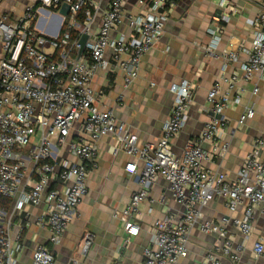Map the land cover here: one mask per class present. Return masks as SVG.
I'll list each match as a JSON object with an SVG mask.
<instances>
[{
	"label": "built area",
	"instance_id": "built-area-1",
	"mask_svg": "<svg viewBox=\"0 0 264 264\" xmlns=\"http://www.w3.org/2000/svg\"><path fill=\"white\" fill-rule=\"evenodd\" d=\"M64 5L69 6L67 15L60 12ZM126 5L127 0H108L103 10L100 0H39L29 5L18 21L10 22L8 14L0 18V197L14 201L10 212L0 209V264H19L30 207L45 205L35 224L48 231L50 244L61 242L88 193L89 173L98 167V143L107 135L117 140L114 154L124 151L132 158L126 170L140 179V187L121 210L122 215L133 218L140 212L159 177L167 180L173 198L184 208L180 220L166 216L154 222L153 244L144 249L142 264H177L188 255L195 227L218 238L217 247L205 257L206 264H227L225 258L230 264L242 261V246L235 245L231 228L249 241L257 213L264 214V132L254 139L234 182H229L226 174L205 167L204 162L222 158L229 150V143L222 140L230 122L225 111L241 103L244 90L239 87L240 81L252 80L256 75L264 80V3L253 21L257 32L252 47L223 52L224 69L228 63H239V70L214 83L207 96L209 105L204 108L209 119L181 155L174 152L173 142L185 127L194 104L195 86L191 82L171 87L174 104L162 135L156 143L142 147L112 110L96 105L92 80L97 70L118 68L124 74L125 86H131L139 77L144 55L163 36L176 0H138L140 11L136 15H126ZM226 5L222 0L221 6ZM44 13L61 16L63 21L56 24L48 20L47 33L38 26ZM99 13L100 23L94 29ZM220 20L229 22L230 16L223 14ZM123 25L130 34L115 35ZM73 30L78 32L75 38ZM221 32V27L211 30L214 48ZM84 34L88 40L80 55L79 42ZM206 49L212 52L213 46ZM240 50L248 55L242 63ZM221 81L226 84L224 92ZM258 91L256 86L253 93ZM254 114L252 107H246L238 126ZM36 134L39 141L35 143ZM202 143L212 144L213 149L205 150ZM65 146L79 162L63 157ZM217 198L225 200L231 213L245 206L244 215L206 219L204 208ZM14 216L20 217L17 226L13 224ZM124 224L128 234L125 243L130 244L140 226L132 221ZM94 240L93 233L84 235L83 254L88 253ZM252 258L264 264V238L254 241ZM55 261L47 245L36 246L32 264Z\"/></svg>",
	"mask_w": 264,
	"mask_h": 264
},
{
	"label": "crops",
	"instance_id": "crops-1",
	"mask_svg": "<svg viewBox=\"0 0 264 264\" xmlns=\"http://www.w3.org/2000/svg\"><path fill=\"white\" fill-rule=\"evenodd\" d=\"M38 1L0 0V18L8 14L10 22L18 21L26 8ZM100 1L104 10L108 0ZM221 1L176 0L163 36L144 55L139 77L131 86H125L124 74L118 68L97 70L92 80V88L97 94L96 105L100 109L112 110L117 120L137 136L138 146L159 140L174 104L171 87L189 81L195 86L194 104L189 110L185 127L173 142L174 152L181 155L199 136L209 119L204 108L209 105L207 96L214 83L239 70V63H228L224 69L226 62L222 54L227 49L252 47L257 32L253 21L260 14L264 0H225L226 6H221ZM139 11L138 0H127L126 15H136ZM223 14L230 16L229 22L220 20ZM100 15L96 18L94 29L100 23ZM48 20L60 23L59 16L44 13L38 26L47 33ZM216 27H221L222 32L214 48L211 30ZM120 32L130 34L126 25L115 35ZM212 46L213 51L208 52L206 48ZM239 53L240 63L246 61L248 55L242 50ZM2 57L3 42L0 38V59ZM256 86L259 91L254 94ZM239 87L244 90L241 103L225 111L230 122L222 140L229 143V150L222 158L204 162L205 167L226 174L229 182L236 180L246 156L252 150L254 139L264 132V80L256 75L252 80L240 81ZM225 89L226 84L221 81V91ZM246 107H252L255 114L240 127L238 120ZM116 141L113 135L104 136L99 141L98 167L89 173L88 193L78 205L76 217L59 244H50L48 231L35 224L45 205L29 208L30 218L23 233L25 248L19 264H32L34 250L39 244L51 249L56 258L55 264H68L72 259L77 260V264H142L144 249L153 244L154 222L166 216L175 220L182 218L184 208L173 198L170 185L163 177L151 185L149 197L142 203L137 215L133 218L122 215L121 210L139 189L140 179L137 174L126 170L127 163L132 160L128 154L124 151L114 154ZM202 147L207 151L213 149L210 143H202ZM62 155L70 162H79L77 157L68 152L67 146L63 148ZM244 211L245 206H240L234 213L229 212L223 198L213 200L203 210L205 218L211 221H217L225 215L241 218ZM19 218L13 217L14 226L19 224ZM126 221L140 226L138 236L133 237L130 244L125 243L128 237L124 227ZM254 225L253 236L246 242L237 230L231 228L235 245L242 246L240 264L250 261L263 264L252 258L254 241L264 238V214L260 211ZM87 232L93 233L95 240L88 253L83 254L81 243ZM217 244L216 236L205 234L195 227L190 235L188 255L177 264H206L207 253L214 250ZM224 261L230 264L227 258Z\"/></svg>",
	"mask_w": 264,
	"mask_h": 264
},
{
	"label": "water",
	"instance_id": "water-1",
	"mask_svg": "<svg viewBox=\"0 0 264 264\" xmlns=\"http://www.w3.org/2000/svg\"><path fill=\"white\" fill-rule=\"evenodd\" d=\"M68 11H69V6H68V5H64V6L62 7V9H61L60 12H61V14H63V15H67V14H68ZM59 20H60V22H62V21H63V18H62L61 16H59ZM87 40H88V35H86V34H84V35L81 37V39H80V42H79V44H80V52H79V54H80V55H81V54L84 52V50H85ZM68 264H77V260L72 259V260L69 261Z\"/></svg>",
	"mask_w": 264,
	"mask_h": 264
},
{
	"label": "trees",
	"instance_id": "trees-1",
	"mask_svg": "<svg viewBox=\"0 0 264 264\" xmlns=\"http://www.w3.org/2000/svg\"><path fill=\"white\" fill-rule=\"evenodd\" d=\"M82 21V19H81ZM73 38L77 37L78 32L73 30L72 31ZM13 199L8 197H0V208L6 211H10L12 208Z\"/></svg>",
	"mask_w": 264,
	"mask_h": 264
},
{
	"label": "rangeland",
	"instance_id": "rangeland-1",
	"mask_svg": "<svg viewBox=\"0 0 264 264\" xmlns=\"http://www.w3.org/2000/svg\"><path fill=\"white\" fill-rule=\"evenodd\" d=\"M34 138H35V140H36L35 143L38 142V141H39V134H36V135L34 136Z\"/></svg>",
	"mask_w": 264,
	"mask_h": 264
}]
</instances>
